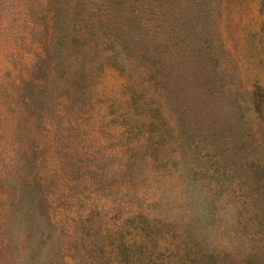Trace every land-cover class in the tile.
Returning a JSON list of instances; mask_svg holds the SVG:
<instances>
[{
	"label": "rangeland",
	"instance_id": "1",
	"mask_svg": "<svg viewBox=\"0 0 264 264\" xmlns=\"http://www.w3.org/2000/svg\"><path fill=\"white\" fill-rule=\"evenodd\" d=\"M0 264H264V0H0Z\"/></svg>",
	"mask_w": 264,
	"mask_h": 264
}]
</instances>
